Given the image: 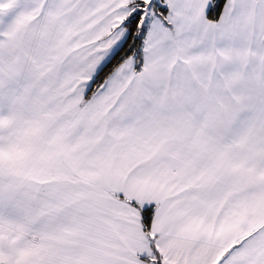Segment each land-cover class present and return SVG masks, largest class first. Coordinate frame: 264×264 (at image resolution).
I'll use <instances>...</instances> for the list:
<instances>
[{
	"label": "snow or ice",
	"instance_id": "obj_1",
	"mask_svg": "<svg viewBox=\"0 0 264 264\" xmlns=\"http://www.w3.org/2000/svg\"><path fill=\"white\" fill-rule=\"evenodd\" d=\"M0 264H264V0H0Z\"/></svg>",
	"mask_w": 264,
	"mask_h": 264
}]
</instances>
